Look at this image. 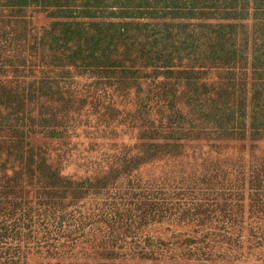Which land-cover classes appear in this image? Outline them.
<instances>
[{
  "label": "trees",
  "instance_id": "trees-1",
  "mask_svg": "<svg viewBox=\"0 0 264 264\" xmlns=\"http://www.w3.org/2000/svg\"><path fill=\"white\" fill-rule=\"evenodd\" d=\"M0 264H264V0H0Z\"/></svg>",
  "mask_w": 264,
  "mask_h": 264
},
{
  "label": "rangeland",
  "instance_id": "rangeland-1",
  "mask_svg": "<svg viewBox=\"0 0 264 264\" xmlns=\"http://www.w3.org/2000/svg\"><path fill=\"white\" fill-rule=\"evenodd\" d=\"M35 20H36L37 22H43V21H45V17L42 16V15H40V16H36V17H35ZM186 185H187V184H179L178 186L186 187ZM178 186H177L176 189H175L176 192L180 190V189L178 188ZM189 188H190V189L187 190V193H188V194L186 193V195H184L183 197L176 196V197H174L175 200L177 201L179 198H184V199H182V200H187V201L191 200V199L194 197V193L191 192V187H189ZM183 189H184V188H183Z\"/></svg>",
  "mask_w": 264,
  "mask_h": 264
}]
</instances>
